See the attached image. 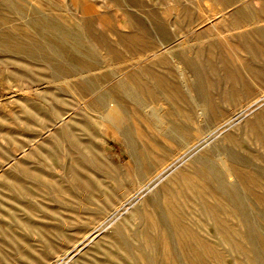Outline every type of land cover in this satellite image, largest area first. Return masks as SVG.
Returning <instances> with one entry per match:
<instances>
[{
    "label": "rangeland",
    "instance_id": "1",
    "mask_svg": "<svg viewBox=\"0 0 264 264\" xmlns=\"http://www.w3.org/2000/svg\"><path fill=\"white\" fill-rule=\"evenodd\" d=\"M69 32L92 66L57 52ZM262 97L264 0H0V264H264ZM180 125L259 184L223 175L241 202L183 185L179 230L145 248L157 189L199 152L150 181L185 151Z\"/></svg>",
    "mask_w": 264,
    "mask_h": 264
},
{
    "label": "bare ground",
    "instance_id": "2",
    "mask_svg": "<svg viewBox=\"0 0 264 264\" xmlns=\"http://www.w3.org/2000/svg\"><path fill=\"white\" fill-rule=\"evenodd\" d=\"M41 21H43V20H41ZM45 21H46V19H45ZM48 22H50V21H48ZM41 32H43V31H41ZM44 34H45V32H44ZM53 36H54V38H56L58 40V45H56L57 52L62 57H64L68 62L73 64L78 69H84L85 67L93 65L94 60H95L94 57L91 56L87 52V49L84 48L82 46V44L81 45L79 44V41H77V39H76L75 33L74 34L72 32L63 33V34L59 33V35L57 34L56 36L55 35H53ZM14 47H15V45H14ZM17 48H22V47L17 46ZM17 48H15V49H17ZM23 49L25 50V48H23ZM94 54H96V53H94ZM66 60H64V61H66ZM184 73H183V70H178L179 75L182 76ZM86 81H88V80H86ZM158 81H160L158 83L161 84V86L167 85L164 83L163 79H159ZM262 98H264V97H262ZM256 99L257 100H254L251 103V105L258 103V101L261 100L259 98H256ZM201 121H202V119H201ZM164 122L165 121L163 119H161L160 123H164ZM249 128L251 129V131L258 129V132H261L262 137H264V111H261L260 113H257L254 116V120L251 122V125ZM178 131L182 135L181 148H184L185 151L180 152V153L179 152L176 153L177 156H174L171 159V162L167 163L162 168L157 169V172L155 173V175L153 177L150 178V181L160 177L162 175V173H164L169 167H171V165H173L179 159L185 157L193 149H198V150H196V152H198V151L199 152L191 158V161L188 165L178 167L177 169H175L169 175V177H167L165 182L161 185V188L157 189V191L163 192V195H162L163 197L161 199V202L159 201L158 203L155 204V207L153 210L155 212L154 214H152V215L145 214L144 215L143 227L137 231V238H134V239L140 238L141 244H144L145 248L155 249L154 248L155 242L159 241V233L158 232H160V235H161L164 232V230L165 231H168V230L172 231L173 229L179 230L180 224H181L180 219L178 218L180 206H178L175 203L174 199H176V197L181 195L182 192L184 191L183 185H185L193 194L196 193L199 195H203L205 193L204 182H207V181L211 180L212 178H214L215 182L218 186L224 187L226 193L230 194L234 200L236 199V200H238V202H241L242 196L238 193L231 192L229 187L233 186V185L225 186L223 178L228 177L230 174H233V175L239 177L241 180H247L251 186H257L259 184V181H258L259 174L255 170H252V169L246 170L244 168H240L238 170V172H236L230 168L231 166H256V165L252 164L250 161L248 163L249 157L245 156V154L239 153V152L233 150L232 148L226 147V150L222 153V155L220 153L216 154L217 163H215L214 159L212 157V154L210 153L211 148L204 146L203 141H205L204 139H206V138H202V137L198 138V136L191 137L190 135H188L187 128L184 125H180ZM191 153L193 154L194 152H191ZM224 157L226 159L229 158L228 160H230L232 163H227L225 161ZM215 166H219L220 169H218ZM223 175H224V177H223ZM142 215H143V213H142ZM152 226L156 227L157 230H155L153 232ZM183 234H186V232H184V230H183ZM195 241H198L197 237L195 238Z\"/></svg>",
    "mask_w": 264,
    "mask_h": 264
}]
</instances>
